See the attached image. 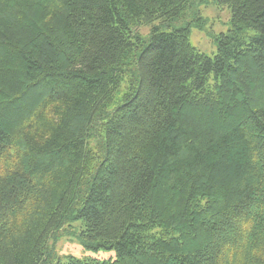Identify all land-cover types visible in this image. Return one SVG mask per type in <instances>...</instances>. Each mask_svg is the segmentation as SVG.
<instances>
[{
	"label": "trees",
	"instance_id": "1",
	"mask_svg": "<svg viewBox=\"0 0 264 264\" xmlns=\"http://www.w3.org/2000/svg\"><path fill=\"white\" fill-rule=\"evenodd\" d=\"M193 2L0 0V264H264V0L213 56Z\"/></svg>",
	"mask_w": 264,
	"mask_h": 264
},
{
	"label": "rangeland",
	"instance_id": "2",
	"mask_svg": "<svg viewBox=\"0 0 264 264\" xmlns=\"http://www.w3.org/2000/svg\"><path fill=\"white\" fill-rule=\"evenodd\" d=\"M188 25L190 28L189 42L201 52L213 56L217 51L216 37L221 33H228L231 28L230 12L227 8L219 7L216 0H194L173 26ZM150 25L135 27L133 31L139 32L145 40ZM246 39L254 35L253 30L246 31ZM81 223L79 220L64 224L56 238L50 241L54 245L55 254L65 262L68 257L78 259H98L102 261L113 260L115 251L112 248L85 244L79 236Z\"/></svg>",
	"mask_w": 264,
	"mask_h": 264
}]
</instances>
